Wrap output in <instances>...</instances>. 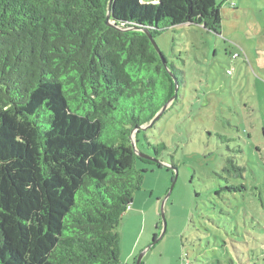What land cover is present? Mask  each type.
Here are the masks:
<instances>
[{"label": "trees", "instance_id": "obj_1", "mask_svg": "<svg viewBox=\"0 0 264 264\" xmlns=\"http://www.w3.org/2000/svg\"><path fill=\"white\" fill-rule=\"evenodd\" d=\"M110 1L0 0V264H120L116 228L142 179L135 162L147 161L130 136L173 97L174 80L172 105L183 103L187 83L145 31L221 29L216 0ZM217 138L214 195L227 210L216 209L238 233L229 195L248 187L245 149L237 134ZM147 146L156 158L167 149ZM251 217L248 242L224 264H264V226Z\"/></svg>", "mask_w": 264, "mask_h": 264}, {"label": "rangeland", "instance_id": "obj_2", "mask_svg": "<svg viewBox=\"0 0 264 264\" xmlns=\"http://www.w3.org/2000/svg\"><path fill=\"white\" fill-rule=\"evenodd\" d=\"M216 3L221 7L219 34L182 24L155 36L160 53L185 71L187 83L179 99L183 103L172 105L174 99L150 127L137 136L132 133L135 148L143 154L154 156L148 143L164 142L167 149L157 157L159 162H135L142 179L116 228L120 264H134L155 240L141 264H184L186 255L190 264H214L211 259L216 256L224 264L230 255L235 257L233 244L248 242L249 217L264 226V0ZM161 98L162 93L155 104ZM227 120L240 130L234 131ZM217 133L241 136L248 163L243 181L248 187L229 195L241 213L238 233L234 217L216 209L227 210L214 195L221 182L216 165L224 147ZM162 210L166 230L157 240Z\"/></svg>", "mask_w": 264, "mask_h": 264}, {"label": "water", "instance_id": "obj_3", "mask_svg": "<svg viewBox=\"0 0 264 264\" xmlns=\"http://www.w3.org/2000/svg\"><path fill=\"white\" fill-rule=\"evenodd\" d=\"M112 1V0H111ZM110 1V2H111ZM110 12H111V10H110V8H109V10H108V12H107V24L109 25V26H113V23L110 21V19H109V17H110ZM146 33H147V35L149 36V39L151 40V43H152V45L154 46V48L156 49V51H157V53H158V55H159V57H160V59H161V61L163 62V64L165 65V67L169 70V68L167 67V64H166V60H165V58L163 57V55L160 53V49H159V47H158V45H157V43H156V41H155V38L150 34V32H148V31H145ZM172 78H173V76H172V73L170 72V74H169ZM174 79V78H173ZM174 82H175V94L173 95V97H171L170 99H168L167 101H166V103L160 108V110L154 115V117L151 119V121L147 124V125H142V126H139V128L138 129H146L147 127H150L161 115H162V113L164 112V110L168 107V105L176 98V90H177V85H176V81L174 80ZM138 129H136V130H138ZM135 132V130L134 131H132V133H134ZM130 138H131V141H132V146H133V149H134V152L138 155V156H140V157H142V158H144V159H148V160H152V161H154V162H159L158 161V159L156 158V157H153V156H149V155H146V154H143V153H141V152H139L136 148H135V142L132 140V134H131V136H130ZM171 168L172 169H174V170H176V172H175V179L177 178V168L176 167H174V166H172L171 165ZM175 181V180H174ZM162 223H163V226H162V231H161V234H160V236L157 238V240L159 239V238H161L162 237V235L164 234V232H165V230H166V221H165V217H164V213H163V210H162ZM156 241V240H155ZM155 241H153L152 242V244L153 243H155ZM152 244H150L149 246H147L146 248H144L138 255H137V257H136V261H135V264H141V262H142V259H143V256H144V254H145V252L149 249V247L152 245Z\"/></svg>", "mask_w": 264, "mask_h": 264}, {"label": "built area", "instance_id": "obj_4", "mask_svg": "<svg viewBox=\"0 0 264 264\" xmlns=\"http://www.w3.org/2000/svg\"><path fill=\"white\" fill-rule=\"evenodd\" d=\"M231 72H232L231 70H227V73H228V74H231ZM184 264H188V262H187V261H185V263H184Z\"/></svg>", "mask_w": 264, "mask_h": 264}]
</instances>
